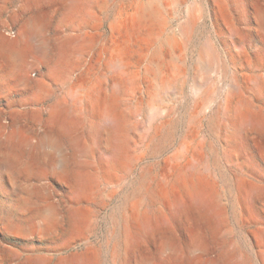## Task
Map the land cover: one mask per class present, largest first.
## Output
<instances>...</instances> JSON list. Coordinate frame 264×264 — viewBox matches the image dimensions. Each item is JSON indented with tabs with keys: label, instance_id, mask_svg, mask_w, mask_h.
I'll list each match as a JSON object with an SVG mask.
<instances>
[{
	"label": "rangeland",
	"instance_id": "obj_1",
	"mask_svg": "<svg viewBox=\"0 0 264 264\" xmlns=\"http://www.w3.org/2000/svg\"><path fill=\"white\" fill-rule=\"evenodd\" d=\"M260 11L264 0H81L77 9L68 0H0L5 36L32 17L43 24L20 72L0 49V264H40L43 256L45 264H77L79 258L89 264H264V127L240 121L235 111L224 114L236 79L233 107L248 98L250 120H264ZM44 45L49 53L41 58ZM210 47L218 57L213 62ZM58 63L67 73L49 79L47 91L36 97V80ZM59 99L74 100L78 113L75 128L59 132L69 158L65 178L54 172L59 150L19 149L2 135L22 127L34 142L57 129L48 110ZM104 102L128 116L122 158L129 169L115 181L98 177L82 196L90 226L75 237V146L90 143L95 164L106 159L112 141L107 118L100 119ZM194 172L193 180L219 198L222 223L202 218L183 191ZM161 187L163 198L153 202ZM48 199L63 215L56 233L7 231V222H38ZM130 212L144 214L149 227L128 243L124 218ZM197 234L203 253L193 243Z\"/></svg>",
	"mask_w": 264,
	"mask_h": 264
},
{
	"label": "bare ground",
	"instance_id": "obj_2",
	"mask_svg": "<svg viewBox=\"0 0 264 264\" xmlns=\"http://www.w3.org/2000/svg\"><path fill=\"white\" fill-rule=\"evenodd\" d=\"M68 1L74 9H77V6L81 3V0H68ZM257 15H258L257 22L259 23L262 32H264V12L260 11ZM42 29H43V24L40 21V19L37 17L34 18L32 17L26 23H24L16 32H14V36L12 37L5 36L2 32H0V49L3 50V52L9 57V59L13 61V63L15 64L14 67H16L15 69L16 72L21 71L23 62L25 61L26 57L30 54H31L30 56H32V53H35L34 47L32 45V43L34 42L33 34L35 31H39ZM27 38H29L30 40L28 41ZM48 53H49L48 49L44 45L42 47V51L40 55L41 58L43 57L46 58L48 56ZM209 55L211 57V62L218 60L216 52L211 47L209 48ZM61 58L63 59L62 61L65 62V60H67L68 58V54L63 51V53H61ZM58 65L59 63L56 64L54 67H52L47 72L46 76L44 75V77L36 80V84L33 87L34 92L36 93L35 95L36 97L42 96L44 92L47 91L49 86L48 84L49 79L57 78L62 73L65 74L67 73L68 71L67 67L65 68L58 67ZM21 75L25 77L24 74L21 73ZM23 84L27 88L29 87L30 82L24 79ZM229 87H230L229 88L230 94H232L233 97V95L236 94L235 91L239 90L238 81L236 79L232 80ZM258 87L263 90L264 82L260 81ZM232 97L227 96V105L224 108V112H225L224 114H231L232 112L235 111L240 121L242 120V121L254 122L257 125L264 127V120H255V121L250 120L249 115L251 112V108L253 107L251 103L248 101V98L247 100L239 101L238 107L236 106L233 107ZM64 101L62 99H59L57 103L54 106L50 107L48 110V120L57 129L51 132H47L45 135H43L40 138H36L34 142L30 141L31 139L30 140L26 139L25 137L26 131H24L22 127H13L10 130L7 129V131L5 130L2 132V135L4 137L3 141L4 139L6 141L8 140L15 147L19 149L23 145H32V147L43 146V147H49L50 149L59 150L61 163L59 168L54 172H56L57 175L61 178L67 177L70 170L68 171V165H69L68 154L65 150L62 149L63 146L60 142L61 140L59 138V132L72 131V127L76 125V123L73 122L75 124L73 126L72 121L75 120L76 117H78L77 116L78 113L74 107L75 106L74 100L69 101L67 104L65 103L66 101L65 102ZM91 101L90 104L92 103ZM110 104L111 103L108 102H104V105L102 106L100 104L101 106L100 109L103 110V114H101L102 116L100 117V119L101 118L104 119V117L107 118V123H109L108 127L111 131L112 143L110 146L107 147L105 146L106 159H103L101 160V162L99 161L100 163L95 164L92 160H90V155L92 151V145L90 143H80V144L76 143L75 146V149L77 151L76 157H77V163L79 169L74 174L76 189L73 194V198L76 204L72 206L70 213L72 234L75 235V237L82 234L90 226L91 215L88 212H85L83 209H81L79 205V203H81L80 200L82 196L97 183L98 177L101 178L103 181H107V182H110L112 180L115 181L117 179L116 176H118L117 175L118 172L125 174L129 169L128 163H125L123 161L122 148L127 143L128 138L125 137L130 133L131 125L128 122L127 119L128 116L126 115V113L124 114L115 113L114 112L115 110H113L114 107H112L113 105ZM222 113H223L222 111H218L216 114L217 117L221 116ZM96 133L97 132H95V134ZM18 155L20 156L19 152L15 151L13 152L11 157L13 159L14 158L17 159ZM229 156H231L230 153L227 155V157ZM131 163L129 165H131ZM7 167L11 168V166H7ZM195 174L196 173L194 172V174L189 175L191 179H188L189 181L187 180L188 182L182 185L183 191L187 193L188 196L191 198V200L196 203L195 205H197L201 209L202 218L206 216L207 218L210 219V221L213 224L222 223L224 218H223V213L219 209V203H220L219 198L217 197V195L214 194L213 191H210L209 189H206L205 187L198 185V183H196L193 180L195 178L194 177ZM240 186L244 192L249 193L250 190L246 189L247 186L244 185L243 181L240 182ZM162 198H163V188L161 187L159 191L153 194L152 200L153 202H155V201H160ZM137 215L136 213L130 212L124 218V236L126 242L128 243L133 241L134 236H136L138 233L146 230L149 227L145 215L140 213H137ZM62 216L56 205L53 203V201L48 199V202L46 204L45 214L38 222L32 224H26V225L17 224L15 222H7L5 227L7 231L12 233H18L23 235L36 233L37 235L46 236L57 232L58 228L63 223ZM193 243L199 252L201 253L204 252L205 243L200 234H197L193 237ZM168 247L170 248V245H168ZM46 260L47 258L43 256L42 258L39 259V263L45 264ZM77 264H89V261L85 258H79L77 260ZM210 264H217V263L210 262Z\"/></svg>",
	"mask_w": 264,
	"mask_h": 264
}]
</instances>
